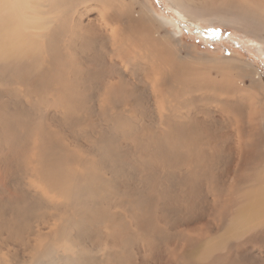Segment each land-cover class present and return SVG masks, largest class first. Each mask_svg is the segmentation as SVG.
Here are the masks:
<instances>
[{
    "label": "bare ground",
    "instance_id": "bare-ground-1",
    "mask_svg": "<svg viewBox=\"0 0 264 264\" xmlns=\"http://www.w3.org/2000/svg\"><path fill=\"white\" fill-rule=\"evenodd\" d=\"M46 1L48 3L45 0H0V80L11 85L22 84L26 92L38 89L45 95L62 98L64 102L58 98L49 102V108L62 116L64 109L61 111L60 104L69 113L78 112L86 116L95 92L98 113L107 111L110 114L106 119L102 115L105 122L102 126L106 129L100 136L86 130L90 138L87 140L73 130L70 121L63 128L60 120L59 125L63 129L57 131L51 123L44 122L43 118L49 119L53 114L39 107L43 101L24 104L31 111L28 129L17 126L12 118L2 117L0 110V124L6 123L4 133L7 135L0 137V149H3L4 143L11 146L12 154L17 148V153L10 160L19 166L32 153L31 168L38 170L40 177L47 181L39 191L28 189L22 200L13 189L0 191V203L13 196L21 212L26 215V220L31 219L28 224H22L21 220L12 223L0 220V234L3 236L0 242L5 245L21 238L26 239L37 229H48L47 236L56 240L69 236L77 229L76 236L85 233L86 227L91 231L107 224L120 232L121 241L130 239L133 234L146 242V238L160 241L175 229L174 215H196L199 218L204 215L203 209L212 214L211 218L224 219L227 226L219 238L207 241L201 239L191 244L193 251L190 256L198 261L210 259L234 237L256 233L264 238V150L259 142L256 141L253 151L248 153L251 161L248 159V162H243L238 158L234 166L231 163L226 165L219 194H214L211 188L215 185L216 177L209 171V181L203 185L199 172L204 162L201 169L205 167L210 170L207 161L200 160L203 145L215 154L225 152L230 159L236 153L237 156L247 154L242 150L239 152V147L231 141L230 135H222L217 132L218 126L215 130L214 126L215 121L226 122L228 119L230 122L233 116L237 118L240 115L241 109L249 108L252 92L258 93V87L253 85L260 83L262 78L253 65L242 62L241 57L240 60L229 58L215 62L207 58L199 60L179 55L172 44L177 34L161 36V25L156 27L157 17L143 7L139 12L134 11V0L124 10L116 0H97L106 4V8L99 11L95 19L81 20L76 30L68 25L65 18L59 17L61 11L70 6L69 0ZM169 1L176 10L188 17L211 24L222 23L251 34L264 44V0H210L206 4H199L198 0ZM60 21L62 31L55 29ZM165 24L174 26L172 23ZM77 32L82 39L96 42L95 55L83 51L81 59L71 44L74 40L72 35ZM63 36L68 40L64 46L60 43ZM106 37L114 44V49H110L114 58L111 62L114 65L113 76L121 84L125 80L126 84L119 88L112 82V86L105 89L106 93H102L104 82L108 81L112 71L104 64V53L99 47V42ZM91 43H82L81 49L90 51ZM245 78L251 82L249 87L243 85ZM89 87L92 94L89 93ZM134 89L143 95L142 105L149 109L142 115L141 124L144 123L145 127H137L138 116H123L126 106L133 104V98L134 103L136 101V93L132 92ZM241 94L246 95V101H238ZM211 104L219 105L213 110L218 115L214 122L204 113L206 108L212 110ZM226 113L231 117L228 118ZM91 125L94 127L93 123ZM159 130L162 131L160 135ZM63 131L68 137L63 142H56L57 132ZM125 131L129 139L122 140L121 135ZM165 131L168 132L165 134ZM237 139L241 140L239 135ZM136 142L141 143L139 158L132 155V150H138ZM80 143L83 151H77ZM172 154L187 156L185 170L174 171L175 160L170 157ZM76 161L81 168L87 169L86 180L80 178L82 173L76 170ZM4 165L0 164V175L3 176L0 186L9 188L12 183L9 178L11 167ZM247 165H257L256 171L247 170L248 175H239ZM154 168L158 171L156 178L153 177ZM92 169H95L94 173ZM23 179L29 180L25 172L17 183L21 193L26 188ZM52 180L63 181L56 188L52 186ZM95 181L107 187L100 189ZM111 184L115 189L110 188ZM204 187H209V195L205 199ZM51 190L65 193L68 203L46 200L43 194ZM100 190H103V194H100L102 201H97L96 205L104 207L106 211L120 203L129 213V219H123L122 222L104 221L102 225L93 220L94 215L102 217V213L94 206L96 193H101ZM223 194H226L224 198ZM122 195L125 199L129 197L128 205L120 200ZM47 209H56L57 213L52 216L39 213ZM139 209L140 214L133 215ZM74 210L76 213H73ZM153 211L164 220L166 233L162 238L147 220ZM7 217V209L0 211V219ZM55 217L60 221L58 226H45L46 220ZM202 229L217 231L220 227L198 220L192 231L199 233ZM41 238L38 237L39 240ZM77 244L88 247L89 238H78ZM33 247L36 249L33 255H39L37 264L44 261L45 254L50 256L55 250L52 245L43 249V246L35 243L23 251L28 252ZM148 250H151L149 245ZM257 258L262 261L264 257ZM11 259V264H22L18 259ZM83 264H98V260Z\"/></svg>",
    "mask_w": 264,
    "mask_h": 264
},
{
    "label": "rangeland",
    "instance_id": "rangeland-1",
    "mask_svg": "<svg viewBox=\"0 0 264 264\" xmlns=\"http://www.w3.org/2000/svg\"><path fill=\"white\" fill-rule=\"evenodd\" d=\"M69 1L71 2L70 6L66 10H62V14L59 17L63 19L65 18V21L68 23V25L75 30L80 27L81 20L85 21V19H95L97 18L98 12L106 8V4L98 2L97 0ZM132 1L133 0H116L117 4H119L123 10L124 7L127 8V5L131 4ZM205 1L206 0H198V3H210V0H208L207 2ZM45 2L48 3L46 0ZM171 4L172 3L169 0H134L132 9L139 12L143 7L144 9L149 10L155 18L157 17L156 27L161 25V36L164 37L166 35L176 33L177 36L175 37V39H172V44L175 50L179 52V55L199 60L207 58L215 62L229 58H237L238 60L241 57L240 59L242 60V62L248 63L251 66L253 65L252 67L258 71L260 76L262 75L260 83H256L253 85V87H258V93L256 91L255 93L254 91L252 92L249 108L241 109L239 111L240 115H238L237 118H235L236 116L232 115L233 120L230 122L228 121L227 117H225V119H227L226 122L221 120L218 122L215 121L214 126V130L218 126L217 132L221 133L222 135L229 134L231 141L240 148H238L237 150H242L244 152H247V154L243 153L244 155L238 154L237 156L236 153V155L233 156L232 159H230L229 157H226L225 152L215 154L205 145H203L201 148L200 160L201 162L207 161L210 167V170L205 167L201 169V167L204 166L205 162L201 163L199 172L202 176V184L205 185L209 181L208 174L210 171V174L214 175L217 179L215 181V185L211 187L212 192L214 194H219L221 190V182L224 178L223 175L225 173V167L228 163H231L234 166L235 161L238 158L240 160H243V162L244 160L248 162V159L251 161V158H248L250 157L248 153L250 151H253V146L256 141L259 142L261 149L264 150V44L256 40L251 34H245L241 30L234 28L232 29V27L222 25V23L215 22L211 24L209 21L201 22V20L195 19L190 16L188 17L181 13L178 9L176 10V7ZM50 17L53 16L51 15ZM59 23L60 25H57L55 29L62 31V22L60 21ZM165 23H172L174 24V26ZM72 36L74 40L71 42V44L75 46V50L80 54L79 56L81 57V59H83L81 54H84V52H88L87 54L91 56L96 54L94 52L96 42L91 43L86 39H82L81 34H79L78 32L76 35ZM66 39L67 38H65V36L61 37L60 43H62V46H64L65 43H68V40ZM84 42L91 43L89 46L90 51L88 49H81V45ZM41 47L44 48V45H41ZM99 47L104 53V64H106L108 70L112 69V71H110V74L108 75V81L104 82V91L102 93H106L105 89H107L109 85L112 86V82L113 85L122 88L123 85L126 84L125 80L122 82V85L121 82L118 81V78H116V76H113L115 75L113 74L114 65H111V62L114 60V58L111 55V50L114 49V44H112L111 40L107 39L106 37V39H103L101 42H99ZM173 67L174 65L172 66V68ZM250 83L251 82L248 78H245L243 81L244 87H249L251 85ZM19 88H22V90L20 91ZM26 91L27 89L24 88L22 84L11 85L6 81L0 80L1 116L12 118L13 120H15L17 126L28 129L31 111L29 107H24V104H35L38 101H43L39 105V107H41L43 110L50 111L53 114L49 119L43 118V121L46 123H51L55 131L63 129L65 123L67 121H70L75 132L83 135L85 139L90 140L89 136L86 133V130H91L96 135L100 136L103 132V129H106V127L102 126L103 124H105V122H103L102 120V115L103 118L106 119L109 116L110 112L105 111L104 108L103 110L105 111V113H98V110L96 109L98 105L95 104L94 101L95 92L92 97V102L94 104L92 102L90 103V111L86 116H82L78 112L69 113L67 109L60 104L59 106L61 111H63L64 109V115L62 116L61 113H56L52 108H49V102L53 98H58L62 102H64L62 98L58 96L45 95L38 89L34 91ZM132 92L133 94L136 93V101L134 103L133 98V104L126 106L127 110L126 113H123V116H126L127 114L135 115L136 117L138 116L137 127H140L142 125V127H145L144 123L141 124V120L143 119L142 115H144L149 109H145L142 105L143 102L141 100L143 98V95H141L139 92L137 93L135 89ZM89 93L92 94L90 87ZM239 97V102H243V100L246 101L245 94H241V96ZM211 106L212 108H210L212 110L206 108V110H204V113L209 120L214 122L215 117L216 120L218 119V115L215 114V111L213 110H216L219 105L211 104ZM130 111L131 113H129ZM40 116L43 117L42 113H40ZM226 116H228V118L231 117V115H227V113ZM98 119L100 120V123H98ZM236 119L238 123H235ZM60 120H62L63 122V128H61L59 125ZM93 120L95 121L93 122ZM91 123H93L94 127L91 125ZM5 124L6 123L0 124V137L7 136L4 133ZM157 128H159V123L157 125ZM143 130L144 129L142 128V131ZM161 132L162 131L159 130L158 135H160ZM167 132L168 131H165L164 133L166 134ZM237 135L240 136L241 140L237 139ZM259 135L261 136L260 140H258ZM67 137L68 134L65 131H63L62 133L57 132V136L54 140L56 142H63ZM121 139H129L127 136V131H125L124 134L121 135ZM219 141L222 143V140ZM81 143L79 144L77 151H83ZM136 144L138 150H132V155L136 158H139V148L141 143L136 142ZM65 145L67 147V144ZM150 149L152 150V147ZM11 150L12 148L8 143H4L3 149H0V164H5L4 166L10 165L11 172L9 178L12 180L11 183L9 179V188H7L6 185L0 186V191L4 189H13L12 191L16 192L19 195L20 200H22L21 197L27 195L26 191L28 189L39 191L45 187L47 181L44 180V177H40L38 170H34L31 168L33 162L32 153H30L25 159L24 163L19 166L12 160H10V158L15 153H17V148L15 149L13 154L10 153ZM170 157L175 160V172L179 170H185L187 165L186 155L172 154ZM74 166L76 170L82 173V176L80 178H84L86 180V177L88 175L87 169L81 168L78 165L77 161L74 162ZM248 167H250L251 169ZM256 169L257 165H247L240 171L239 175H242V173L248 175L249 172H255ZM247 170H249V172ZM23 172L28 174L29 180L24 181L23 179V182L26 184V188L25 191L21 193V190L18 187L17 183ZM94 172L95 169H92V173ZM0 174H2V171H0ZM4 175L6 176L5 169ZM1 177L3 176L0 175V178ZM109 177L110 176H108V178ZM153 177H158V171L155 168L153 170ZM62 181L63 180H52V186L58 188L59 184ZM95 182L100 189L107 187L104 184H99L97 181ZM110 188L115 189V186L111 184ZM204 188L205 197L203 198L205 199L206 196L209 195V187ZM223 188L225 189V187ZM100 191L101 193H99V191L96 193L94 206L97 211H100L102 213V217L98 218L94 215L92 216L93 220L97 221L99 225H102L104 221L122 222L123 219H129V213L120 203L109 207L106 211H104V207H98L96 205V202L102 201V196L100 194H103V190ZM90 193L93 194L92 192ZM225 195L226 194H223L222 197L224 198ZM43 196L46 200H50L54 203H68L65 193H58L56 190H51L43 194ZM120 200L125 201L128 205L129 197L125 199L122 195V198ZM80 201L84 200L80 199ZM6 209L8 217L0 219L1 221H8V223H12L21 220L22 224L30 223L31 219L26 220V215L21 212L19 206L14 201L13 196H9L1 201L0 211ZM202 212L204 213V215L199 218L196 215H192L190 217H177L176 215H174L176 226L171 234L160 241L146 238L148 243L138 238L135 234H133L130 239L121 241L120 232L108 224L102 225L91 231H89L86 227L84 228L86 230L85 233L76 236V233L78 231L77 229L72 231L69 236L61 237L56 240H51L47 236L48 229H40V231L39 229H37L31 236L26 239L21 238L17 241L14 240L6 243L5 245L0 242V264H11V258L20 260L22 264H24L25 262L26 264H37L39 255H33L34 253H36V249L34 247L28 252L23 251L25 248H28L29 245H34L35 243L36 245L43 246V249H46L50 245H52L55 249L52 255H44V261L41 264H83L84 262H88L91 260H98V264H264V258L262 260L263 263H261L262 261H259L257 258L259 256L264 257V238L256 233H249L242 235L241 237H234V239H229L227 243L222 246L221 251L215 253L210 259L198 261L195 257L190 256V253L193 251V249L191 248L192 243H198L201 239L207 241L219 238L222 235L223 230L227 226L226 221L221 217L211 218L212 214H210L207 209H203ZM16 213L18 215H15ZM39 213H46L47 216H52L55 215L57 211L56 209H47L46 211H39ZM73 213H76V211L74 210ZM134 214L136 216L140 214V209L137 212H133V215ZM147 220L152 225L155 232L160 234L159 238H162V235L166 233V230L163 228L164 220L161 218L160 214H158L156 211H153L147 217ZM198 220L199 222H201L202 220L207 224L213 223L214 225L219 226L220 229L217 231L202 229L199 233H194L192 231V228L197 224ZM54 224H56L57 226L60 224L59 219L56 217L45 221V226H51L52 228H54ZM39 236H42L41 240L38 239ZM2 237L3 236L0 234V241L2 240ZM78 238H89L90 246L84 247L78 245ZM148 245L151 250H148ZM12 251H14L13 254ZM247 253H249L248 257H246Z\"/></svg>",
    "mask_w": 264,
    "mask_h": 264
}]
</instances>
